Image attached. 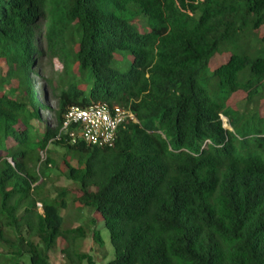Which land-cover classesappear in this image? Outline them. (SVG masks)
<instances>
[{
	"label": "trees",
	"instance_id": "1",
	"mask_svg": "<svg viewBox=\"0 0 264 264\" xmlns=\"http://www.w3.org/2000/svg\"><path fill=\"white\" fill-rule=\"evenodd\" d=\"M261 27L264 0H0V264H51L57 248L63 264H95V217L67 227L69 191L46 192L50 145L71 200L101 218L107 264H264ZM56 53L68 84L52 110L34 67ZM96 104L138 123L110 148L56 140L68 109Z\"/></svg>",
	"mask_w": 264,
	"mask_h": 264
},
{
	"label": "rangeland",
	"instance_id": "2",
	"mask_svg": "<svg viewBox=\"0 0 264 264\" xmlns=\"http://www.w3.org/2000/svg\"><path fill=\"white\" fill-rule=\"evenodd\" d=\"M264 27H261L255 34H263ZM42 39H38L39 41ZM46 44L44 41L41 43L39 42V49L42 53L46 51ZM231 51H228L226 54L223 53L221 56L219 54L214 55V57L209 61L210 68H215L220 64L224 63L227 58L228 54ZM57 55H42V57L37 61L34 70L38 72L37 77H34V88L35 92L39 97H41L42 89L46 90L48 95L47 104L51 107L52 110L55 109L56 106V97L60 93V91L66 87L68 84V75L63 71V64L58 57L61 55L56 53ZM118 60L120 58L118 57ZM127 68L122 67L121 71H125ZM41 86L43 88H41ZM54 89V90H53ZM244 98L245 94L242 92L233 94L230 99L227 101L226 105L230 108L236 110H243L244 108ZM252 108V107H250ZM249 108V109H250ZM256 110L259 113L260 117L264 116V100L260 101L259 104L256 106ZM42 118H45V112L41 113ZM51 117V116H50ZM52 118V117H51ZM221 118V117H220ZM53 122V121H52ZM226 129H229L226 121L223 125ZM43 128V125L40 126V129ZM49 156L55 161L56 168L51 169L49 174L51 178L47 180L46 185V192H50L49 195L53 196V192L51 191L53 187H63L67 188L69 191V199H68V207L65 211H63V216L67 219V227H73L74 225L81 224L84 219L88 216H94L96 219V227L99 231V234L102 238V245L101 247L93 245L89 238L83 241V249L88 251L95 260V264H107L108 261L113 259V249L111 247L109 236L107 231L104 229L101 218L99 215H94V212L88 208H82L79 204L73 202L71 198H75L78 196V188L73 185L71 182L65 179L63 176V172L65 171V167L62 164V156L64 154V149L60 146L50 145L48 146ZM51 152V153H50ZM67 158V156H66ZM69 158V157H68ZM67 160L69 161V159ZM44 159V157L42 158ZM71 165H75L74 161H70ZM39 212H41L40 206H38ZM77 218V220L75 219ZM9 234V233H8ZM11 236V234H10ZM12 237V236H11ZM1 251V249H0ZM51 264H63L64 259L59 252V248L54 250L50 253ZM26 260L23 261L22 264H25Z\"/></svg>",
	"mask_w": 264,
	"mask_h": 264
},
{
	"label": "built area",
	"instance_id": "3",
	"mask_svg": "<svg viewBox=\"0 0 264 264\" xmlns=\"http://www.w3.org/2000/svg\"><path fill=\"white\" fill-rule=\"evenodd\" d=\"M222 121L225 119L221 116ZM137 124L135 115L127 108L106 104L87 108L71 107L66 111L56 140L66 136L70 144L83 142L98 148L113 146L119 128Z\"/></svg>",
	"mask_w": 264,
	"mask_h": 264
},
{
	"label": "crops",
	"instance_id": "4",
	"mask_svg": "<svg viewBox=\"0 0 264 264\" xmlns=\"http://www.w3.org/2000/svg\"><path fill=\"white\" fill-rule=\"evenodd\" d=\"M49 258H50V255H49Z\"/></svg>",
	"mask_w": 264,
	"mask_h": 264
}]
</instances>
